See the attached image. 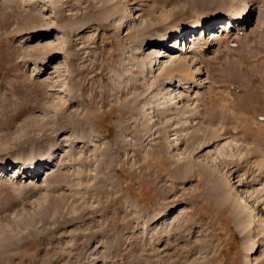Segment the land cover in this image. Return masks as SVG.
<instances>
[{"label": "rangeland", "instance_id": "1", "mask_svg": "<svg viewBox=\"0 0 264 264\" xmlns=\"http://www.w3.org/2000/svg\"><path fill=\"white\" fill-rule=\"evenodd\" d=\"M225 1L0 0L13 64L50 83L0 79V264H264V0ZM60 108L89 122L63 123L48 144L24 134L31 118L56 130ZM30 154L39 176L20 166ZM54 174L63 182L44 189ZM50 196L81 223H55L54 209L45 230L17 229Z\"/></svg>", "mask_w": 264, "mask_h": 264}, {"label": "bare ground", "instance_id": "2", "mask_svg": "<svg viewBox=\"0 0 264 264\" xmlns=\"http://www.w3.org/2000/svg\"><path fill=\"white\" fill-rule=\"evenodd\" d=\"M226 1L225 0H187V4H189L190 5V7H192L193 8V10H199L200 9V7L201 8H203V7H209V6H221V7H223V6H225V3ZM230 10L231 11H233V12H235L234 10V7H231L230 8ZM248 10H249V6H245V7H243L241 10H239L240 12H242L241 14L243 15V14H246L247 12H248ZM177 13H179V12H177ZM180 13H182V11L180 12ZM26 19H27V21H30V20H36L37 18H36V16H34V15H29V16H27L26 17ZM211 20V19H210ZM198 23V22H197ZM195 26H197V24L195 23ZM7 39V38H6ZM1 41V40H0ZM6 41V40H5ZM5 41H1L0 42V54L1 55H4V56H6V59L8 60L6 63H4L5 65H4V69L6 70V73H5V75H3V73L1 74L0 73V79H5V78H7V77H14L15 79H18V80H21L19 83H18V85H17V83H14L12 86L13 87H15L16 89L17 88H21V87H24V89L23 90H25V87H27V88H30V87H33V86H36V85H41V86H44V88H47L49 85H50V83L49 82H44V83H39V82H37L35 79H32L31 77H28V76H26L25 74H23L22 73V70H23V67H25V65H22V64H20V63H18V64H16V65H14L13 63L14 62H12V60H14L13 59V57H11V54L9 53V49H10V46H8L7 45V43H5ZM9 40L7 39V41L6 42H8ZM41 47H43V46H41ZM45 47V50H41V49H36V52H35V55H38L39 57L36 59V60H41V57H44V59L46 60V59H48L49 57V54H50V51H51V49H50V47L49 46H44ZM64 50V49H63ZM62 54H68L67 53V51H62L61 52ZM60 54V53H59ZM46 56V57H45ZM11 57V58H10ZM21 62H24V63H26V61H21ZM173 62L174 63H176L177 65H178V68H175V69H171V70H169L168 72H169V74H173V72H178V71H180L181 69L179 68V67H181L182 65H183V61H182V59H178V60H173ZM43 65H45V63H43ZM1 66V65H0ZM1 71V70H0ZM37 71V73H36V75H39L40 73H39V71L38 70H36ZM59 70H57V72H58ZM55 87V85L54 84H52L51 85V88H54ZM14 88V89H15ZM49 91H53L52 93V95L50 94V96H52V97H54V95L56 94V90H51V89H47V91L45 92V94L47 95V94H49L48 92ZM246 92V91H245ZM29 96V94L27 93V97ZM50 112H52V111H47V113L49 114ZM53 113H54V117L56 118L55 120H54V124L53 125H55L56 127H57V129L56 130H53L52 132L50 131V129H47L48 127H47V125L49 124V122H50V120L49 121H47L45 124H40L39 126H36V119H28L26 122L28 123V124H30L31 125V127L29 126V128L27 127V129H25V135H27V134H31V136H30V138H33L34 140H35V142H40L41 141V143H45V144H48V142H49V140H50V138H52L53 137V135H57V134H60V132H62V131H66V129H68V127H69V125H66V126H62V124L63 123H65V122H68V123H71V125H74L73 126V128L72 129H74V128H76L77 129V127L79 128V127H81V126H84L83 124L86 122H89V120H87V121H78V122H73L74 124H72V122L71 121H69L67 118L68 117H66V109H62V108H60V109H56V110H54L53 111ZM92 119H97V117H92ZM92 119H90L91 121L90 122H92ZM257 122V121H256ZM92 124V123H91ZM256 124H258V123H256ZM258 125H260V126H258V131H260V128L262 129V126H263V124H258ZM56 127H54V128H56ZM249 128L248 127H244V129H242V135H244L245 137L248 135V132H249ZM39 132H40V134H39ZM41 132H43V133H41ZM50 132V133H49ZM233 133V131H226L225 133H224V135H226V134H232ZM23 134V135H24ZM221 135V134H220ZM219 135V137H221ZM257 136H262V135H258L257 134ZM20 137H23V136H20ZM189 139H191V138H188L187 140H189ZM19 139H17V141H18ZM21 141V140H20ZM37 142V143H38ZM34 142H30L29 140L26 142V141H21V142H16V147H17V149H19V148H21V147H25V146H30V145H32ZM35 145V144H34ZM31 147V146H30ZM33 147V146H32ZM236 149H238V151L240 150V149H242V146H239V147H237ZM246 149V148H245ZM247 151V153L249 152V148H247L246 149ZM241 151V150H240ZM225 154L224 155H228V152L226 151V152H224ZM50 159L51 160H54L53 159V157H54V153H50ZM31 158H32V155L30 154V155H27L26 156V160H25V162H24V164H21L20 166H21V168H23L24 167V169H27V167L29 166H31L32 165V167H34V166H36L35 167V170H39V168H41V170L40 171H38L35 175H38L39 174V172H40V174H41V172L43 171V169H44V167H42L43 165H44V160H42V159H35V160H33V163H29L30 161H31ZM246 162H248V159H246V160H243V161H241V160H239V161H234V160H230V159H226L225 157L224 158H221L220 159V162L219 163H221V165H223V166H226V167H232V169L235 167H240L243 163H246ZM50 163H51V161H50ZM50 163H45V165H50ZM1 164V163H0ZM1 166V165H0ZM241 168V167H240ZM18 168H15V171H16V176H19L18 178L19 179H22V177L23 176H25L24 174H21V175H19V173H20V171H18L17 170ZM45 169H46V167H45ZM44 169V170H45ZM238 169V168H237ZM19 170H21V169H19ZM261 170V169H260ZM3 171V170H2ZM39 174V175H40ZM38 175V176H39ZM161 176V175H160ZM35 177V176H34ZM161 179H162V177H161ZM61 182H63V179H62V176L60 175V174H54V175H48L47 176V179L45 180V188L44 189H47V190H49V191H54L57 187H59L60 185H61ZM35 186V185H34ZM34 186H30L29 188V191H28V193H30V196H32L33 195V193H35L36 192V188L34 187ZM26 196L28 197V194H26ZM48 203H43V202H41V203H39V204H37V206H36V210H34L33 212H23V211H20L18 214H17V216H19V218H17V219H15V220H13L14 222H15V224H16V226H17V229H19V228H21V229H24V228H26L27 226H31V227H33V228H36V225H41L40 227L41 228H44V227H42L43 225H47L48 223H51L50 222V218H52V215L54 214L53 213V210L54 209H56V210H54V212L56 211H58V212H60L61 213V216L63 215V220H60L59 219V217H57V219L56 220H54V222L55 223H60V222H62L63 224H74V222L76 221V223L78 222V220L80 219V217H75L74 215H73V210L71 209V206L67 203V201L65 202L64 200H63V202H61V201H58V200H56L54 197H52V196H50L49 198H48ZM35 209V208H34ZM6 210H11V208H9V207H7L6 208ZM59 216V215H58ZM54 218H56V217H54ZM62 219V218H61ZM78 223H81V221L80 222H78ZM15 227V226H14ZM27 229H29V228H27ZM32 230V229H31ZM43 230H45V228L43 229ZM43 233V232H42ZM48 235V234H47ZM105 235V234H104ZM49 236V235H48ZM47 236V237H48ZM41 238H42V236H40ZM80 237V236H79ZM46 239V238H45ZM28 243V245H30L31 246V248L33 247L32 245H34L33 243L32 244H30L29 242H27ZM35 246V245H34ZM30 248V249H31ZM59 255V254H58ZM63 256H64V254H63ZM62 256V257H63ZM61 257V255H60V257L58 258V262L60 261V260H62V259H60V258H62ZM66 258V257H65ZM8 260H9V262H13V260L15 261L16 259H15V257L14 256H11V257H8L7 258ZM22 260V259H21ZM3 261H5L4 259H3ZM25 261V260H24ZM23 261V262H24ZM28 261V260H27ZM57 262V263H58ZM46 264H48V263H46ZM59 264V263H58ZM71 264V263H70Z\"/></svg>", "mask_w": 264, "mask_h": 264}]
</instances>
